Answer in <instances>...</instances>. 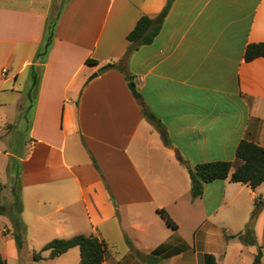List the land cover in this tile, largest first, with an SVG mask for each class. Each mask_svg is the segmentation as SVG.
Wrapping results in <instances>:
<instances>
[{"label": "crops", "instance_id": "crops-1", "mask_svg": "<svg viewBox=\"0 0 264 264\" xmlns=\"http://www.w3.org/2000/svg\"><path fill=\"white\" fill-rule=\"evenodd\" d=\"M166 3L0 0V139L16 115L29 125L16 157L24 237L33 230L49 240L83 234L126 245L103 264H144L134 251H159L156 264H205L206 255L220 264L228 245L242 243L237 235L264 199V183L214 181L192 198L185 165L229 161L233 171L241 141L264 147V58L243 59L247 45L264 42V0H174L153 41L120 65L137 21L158 17ZM143 110L161 122L168 144ZM252 223L259 242L264 204Z\"/></svg>", "mask_w": 264, "mask_h": 264}, {"label": "trees", "instance_id": "trees-1", "mask_svg": "<svg viewBox=\"0 0 264 264\" xmlns=\"http://www.w3.org/2000/svg\"><path fill=\"white\" fill-rule=\"evenodd\" d=\"M174 0H167V3L161 13L156 18H150L142 16L127 35L128 47L124 56L120 59L119 64L125 65L128 57L132 52L139 47L150 44L156 35L159 33L162 23L172 5ZM55 22L47 23L45 26V32L43 37V44L38 49L35 59L43 63L44 58L49 51ZM256 58H264V42L252 43L246 46L243 54L245 62L253 61ZM94 61L87 60V63ZM95 63V62H94ZM113 65L109 64L102 67L99 73L106 69L111 68ZM117 66H119L117 64ZM115 67V66H114ZM127 80L130 78L126 75ZM34 86L32 81L31 87ZM144 117L149 120L159 131L165 144L169 143L167 133L163 128L161 122L150 112L143 110ZM19 156V155H18ZM236 157L242 161L235 170L232 171V164L229 161H212L198 163L194 167L185 165L184 161L179 159V162L186 166L189 178H190V193L192 198H198L202 195L204 185L214 181H221L229 179L231 182L241 183L248 185L252 189H255L262 183H264V147L257 145L256 143L248 140L241 141L236 148ZM18 171L16 173V185L19 188V162L16 158ZM11 167H8V171ZM18 197V196H17ZM264 204V199L258 198L255 200L254 209L251 213V221H249L243 230V232L237 235L238 239L247 246L255 244L254 230L252 220L256 217L261 205ZM18 213H21V206H18ZM157 213L164 220L166 225L172 230L177 229V224L172 220L166 210L159 209ZM13 229L11 235L14 238L15 244L18 249H21L24 245V236L26 233V226L21 220L20 216H15L11 219ZM234 237V236H229ZM129 244V242H128ZM131 246V244H129ZM77 247L79 249V264H103L109 250L112 246L106 243L104 240H99L95 236H86L83 234L75 235L69 239H54L46 243L42 249L43 251H49L48 259H55L68 252L70 249ZM159 251H155L148 255H141L134 251L139 257L140 261L144 264H156L159 262L157 257ZM262 252L258 251L255 255L253 264H260ZM35 260H40V253L34 255ZM0 264H6V260L2 259L0 255ZM205 264H216L213 255H206Z\"/></svg>", "mask_w": 264, "mask_h": 264}, {"label": "rangeland", "instance_id": "rangeland-1", "mask_svg": "<svg viewBox=\"0 0 264 264\" xmlns=\"http://www.w3.org/2000/svg\"><path fill=\"white\" fill-rule=\"evenodd\" d=\"M28 133L29 125L26 123V119L21 115H16L9 133L0 139V255L2 259L6 260V264H79L78 248H73L67 254L51 260L48 259V251L41 252L42 247L52 241L49 238L31 235L33 234V230H31L28 237H24L23 247L18 249L11 235L13 229L11 219L15 216L21 217V213H18V206H21L22 210L20 191L15 179L18 171L16 157L25 152ZM8 167H11L9 171ZM110 245L112 246V254L114 256L117 254L115 260H119L126 252V245L121 242L109 243ZM232 246H236V248L233 249ZM246 246L239 242L235 245H228V256L226 259L220 260V264H253L254 258L252 259L247 255L251 251L253 257L258 251H261V264H264V239L259 242L256 241L254 245ZM239 248L243 250L241 260L231 262V256L238 254ZM36 253H41L42 259L35 260L34 255Z\"/></svg>", "mask_w": 264, "mask_h": 264}, {"label": "water", "instance_id": "water-1", "mask_svg": "<svg viewBox=\"0 0 264 264\" xmlns=\"http://www.w3.org/2000/svg\"><path fill=\"white\" fill-rule=\"evenodd\" d=\"M129 90L132 92V94L135 96V97H139V93L137 92L136 88H135V85L133 82H129L127 84Z\"/></svg>", "mask_w": 264, "mask_h": 264}, {"label": "built area", "instance_id": "built-area-1", "mask_svg": "<svg viewBox=\"0 0 264 264\" xmlns=\"http://www.w3.org/2000/svg\"><path fill=\"white\" fill-rule=\"evenodd\" d=\"M5 73H6V69L3 68V69H2V75H4Z\"/></svg>", "mask_w": 264, "mask_h": 264}]
</instances>
